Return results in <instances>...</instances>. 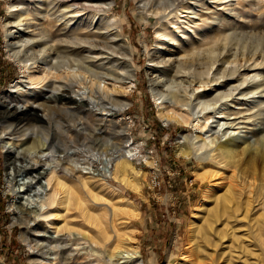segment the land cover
Instances as JSON below:
<instances>
[{
    "label": "rangeland",
    "instance_id": "rangeland-1",
    "mask_svg": "<svg viewBox=\"0 0 264 264\" xmlns=\"http://www.w3.org/2000/svg\"><path fill=\"white\" fill-rule=\"evenodd\" d=\"M257 2L261 0H188L186 6H195L194 9L173 10L168 15L169 21L152 16L146 22L140 18V0H114L113 11L122 21L123 38L127 39L132 46V63L137 68L135 86L126 95L130 103L120 116L129 121L131 126L127 135L138 148L136 155L132 157L133 165L130 173L123 181L111 175L106 181L89 177L90 186H83L75 180H72L74 182L68 181L69 185L72 183L70 186L72 193L68 199L66 197L64 203L60 202L61 205H56L54 209L55 213L66 215L64 222L68 224L67 228L56 232L55 227L48 224L45 217L38 216L39 220L43 219V225L27 231L25 224L17 221V216L21 213H28V211L35 214L33 210L37 208L35 205L39 201L35 193L47 189L45 177L38 175L37 171L43 172L54 165L51 156L53 153L37 151L38 148L32 146L33 140L30 139L27 142L18 140L17 145H13L0 134L1 264H127L131 262L125 260L128 254L124 251L126 249L136 252L133 259L137 264H264V208L259 206L249 213L247 219L243 218L244 214L241 210L221 211L218 218L214 216L210 242L206 245L201 242L204 248L201 251H190L192 230L196 224L203 222L206 216L205 204L208 203V207H213L214 194H223L231 180L228 175L231 169L226 166L225 162H220L219 158L214 159L207 155L223 133V129L219 130L221 126L218 122L226 119L235 121L233 126L226 129L236 133L234 136L239 144L238 149L244 145L246 135L251 142L254 141V144L257 139H264V129L259 131L257 117L248 118L260 109L259 98H262V95L240 96L236 92L234 96L226 100L227 102H219L213 98L219 92L227 91L237 80L231 78H220L219 80L218 75H215L218 72L215 66L213 73L207 79H203V81L208 80L205 86L198 79L186 73H180L171 78L174 72L170 74L171 76L160 75L152 68L153 65L158 68L169 67L175 61L183 59L184 48L191 47L194 40V45L201 46L204 39L210 37L209 41L213 43L216 36L221 35L225 29L220 25L221 23L233 22L239 26L238 30L240 28L257 30L260 26L263 27L264 14L262 18L260 14L264 11V2L262 8H256L254 4ZM13 9L18 11L20 8ZM13 16L15 17V14L10 13L6 0H0V95L10 90L21 76L19 64L8 54L9 44L19 45L17 38L27 40L28 34L34 29V27L28 29L22 26L16 27L13 23L6 25L14 20ZM38 18L41 19V17ZM39 19L28 17L24 22L35 24L41 21ZM161 24H164L170 36L177 39L175 42L159 43L157 29ZM10 33L16 38L9 36ZM218 43L219 47L222 46V41L219 40ZM222 48H220L221 60L218 63L220 68L223 67L222 60L233 59V53L236 51L231 45ZM229 48H231L230 51ZM24 52L26 50L23 49L21 53ZM151 58L155 59L154 61L164 60L166 63L155 64L150 61ZM260 61V54L247 63L244 59H239L242 65H254ZM93 63L89 65L97 69ZM104 65L110 66L108 63ZM245 67L241 68V73L248 74L249 79L253 78L255 73L264 72V65ZM100 68L98 69L101 70ZM153 87L161 88L165 92L180 90L183 87L198 88L196 91L200 92V98H195L192 103L197 104L196 111L201 127H194L191 123L163 121L158 114ZM15 101L17 100L9 101L11 106L22 108L23 103ZM28 103L37 107L32 100ZM221 103L222 105L219 106ZM262 105L264 106V103ZM182 108L180 109L184 110L186 106ZM220 109L224 110L225 115L218 113L222 111ZM38 112L41 113V111ZM228 113L231 115L228 116ZM183 133L188 134L191 140L194 139V135H201L206 139L209 148L201 163L218 171V177L213 178L212 181L203 182L195 177L194 171L199 167L200 161L194 157H184L177 152L178 139ZM228 135L229 133L220 139L225 140L229 137ZM24 148H28L30 156H40L41 161L35 167L36 172L33 170L28 174L26 170H19L18 175H14L11 162H16L18 165H21V162L15 159L16 156L13 154L18 155L16 151ZM72 148L75 150L73 151ZM7 149H10L13 154H7ZM70 151L74 159L69 161V164L74 167L76 173L81 172L92 176L94 172L101 170L103 173L108 172L107 166L102 163V160L106 158L105 155L87 150L85 153L88 156L85 157L83 150L80 151L76 147H70ZM34 176L39 179L38 182L33 178ZM238 187L235 191L241 204L240 209H242L247 192ZM75 194L79 198L82 197L80 199L84 200L86 206H89L87 208L93 215L103 220V226L110 236L107 240V248L91 246L80 238L81 234L77 231L88 230L96 234L97 229L94 223L85 222L82 209L77 207ZM125 200L131 201L135 205L134 208L130 207ZM108 206L117 208L114 216ZM50 219L52 221L53 216ZM30 222L32 221L30 220L29 224ZM116 234L120 237L118 238ZM23 235L27 237V240ZM60 236H63L61 244L58 241ZM118 240H122L124 249L111 256ZM57 244L60 245L56 247ZM61 246L66 249V262L57 255Z\"/></svg>",
    "mask_w": 264,
    "mask_h": 264
},
{
    "label": "bare ground",
    "instance_id": "bare-ground-1",
    "mask_svg": "<svg viewBox=\"0 0 264 264\" xmlns=\"http://www.w3.org/2000/svg\"><path fill=\"white\" fill-rule=\"evenodd\" d=\"M140 1V18L146 22L152 16L169 21L168 15L171 11H176L179 8L194 9L195 7H187L188 0ZM6 2L10 7V13L15 14L14 20L9 21L6 25L13 23L16 27L22 26L24 29L34 27V29L32 33L28 34L27 40L17 38L19 45L9 44L8 54L19 64L21 76L14 82L10 90L0 95V134L13 145H17L18 140L21 142L33 140L32 146H36L37 151L53 153L51 156L54 160V165L49 169L43 172L37 171L38 175L45 177L47 189L35 193L39 199L38 204L36 202L37 205H35L37 208L32 209L35 214H31L29 211L18 214L17 221L25 224V229L28 231L34 227H41L44 222L43 219L39 220L38 216H43L47 219L48 224H52L56 232H59L61 229H66L68 224L64 222L66 215L55 213L54 209L56 205L60 202L64 203L66 197L68 199V196L71 195L70 186L72 183L69 185L68 181L75 180L83 186H90L89 177L106 181L111 175L113 178L123 181L130 173L133 165L132 157L136 155L138 148L127 135L131 126L129 121L120 116L123 115L122 112L127 109L130 103L126 95L135 86L137 68L132 63L133 49L130 42L123 38L122 21L113 11L114 0H6ZM263 2L261 0L254 5L256 8H262ZM13 8L20 9L14 11ZM263 14L264 11H261L260 18L263 17ZM28 17L41 21L35 24L24 22ZM218 23L220 24V22ZM92 25H94L93 28H91ZM220 25L225 29L221 35L216 36L213 43L209 41L210 37L205 38L201 46L194 45V40L191 47L184 48L183 59L175 61L169 67L158 68L153 65L152 68L160 75H170L174 72L173 75L171 74V78L180 73H186L198 79L205 86L208 80L203 81V79H207L213 73L215 66L218 71L215 75H218L219 80L220 78H231L237 82L232 84L227 91L219 92L213 100L226 101L236 92L240 96L262 95V98H259L260 109L257 113L248 116L249 119L257 117L260 131L264 129V112H262L264 111L262 105L264 103V72L255 73L253 78L249 79L248 74L241 73V68L264 65V26H260L257 30L243 28L238 30L239 26L233 22ZM157 35L160 44L177 40L167 33L164 24L158 27ZM9 36L14 35L10 33ZM219 40L222 41L220 47ZM228 45L234 46L236 51L233 53V59L222 60L223 67L220 68L218 64L222 55L220 48L224 49ZM23 49L26 52L21 53ZM257 54L261 55L260 62L254 65L240 64V58L247 63L250 59H255ZM154 60L150 59L155 64L166 63L164 60ZM93 62L98 63L94 64ZM91 63L97 69L102 67L104 71L102 68L98 69L99 71L94 69L89 65ZM105 63L110 66L106 67ZM225 64L228 65L225 66ZM197 89L183 87L180 90L165 92L161 88L155 87L154 93L159 117L166 123L178 121L186 124L191 123L194 127H201L196 111L197 104L192 103L195 98H200V92L196 91ZM13 99L17 100L15 102L23 103L22 108L11 106L9 101H13ZM30 100L36 103L37 107L28 103ZM221 105L222 103L219 106ZM185 106L184 110L180 109ZM218 113L225 115L224 110ZM227 115L229 116L231 113ZM234 123V120L228 121V119L218 122V125L221 126L219 130L223 129V133L215 147L207 152V155L212 158H219L220 162H225L226 166L231 169L228 174L231 180L223 194H214L213 207H208V203L205 204L204 221L196 224L192 230L190 240L192 243L190 251L192 252L204 249L201 242L205 245L210 242L214 216L218 218L221 211L241 210L244 214L243 218L247 219L249 213L256 206L264 208V139H257L254 144V141L251 142V139L246 135L244 136V145L238 149L236 133L226 129L233 126ZM228 133V138L220 139ZM70 147L83 150L85 157L88 156L87 150L105 155L106 158L102 160V163L107 166L108 172L103 173L101 170L94 172L92 176L84 175L81 172L76 173L74 167L69 164V161L74 159L71 157ZM208 148L209 143L201 135H194V139L191 140L188 134L183 133L178 139V154L184 157H194L200 161V165L194 173L195 177L202 182L212 181L219 174L210 166L201 163ZM11 152L10 149H7V154H13ZM16 152L18 155L13 154V156L20 160L21 165L11 162L14 175L19 170H26L27 173H30L41 161L40 156H30L28 148ZM87 162L89 163V160ZM33 178L37 182L39 181L36 176ZM238 186L247 192L246 200L243 198L245 200L244 205L242 204L243 210L240 209L241 204L235 191ZM90 193L92 194V192ZM76 195L77 207L82 209L85 222L94 223L97 229L96 234H92L88 230L77 231L81 234L80 238L91 246L107 248V240L110 236L103 226V220L101 221V217L93 215L87 208L89 206H86L84 200H81L82 197L80 199ZM125 202L134 208L135 205L131 201L125 200ZM108 207L114 216L117 213V208L115 206ZM123 213L127 212L123 211ZM52 216L51 221L50 217ZM30 220L32 222L29 224ZM116 235L118 238L120 237L119 234ZM62 238L63 236H60L59 240L57 239L60 244ZM59 245L57 244L56 247ZM59 249L57 255L66 262V249H63L62 246ZM123 249L122 240H118L110 255L112 256ZM124 251L128 253L125 260L131 262L127 264H137L133 259L136 252L128 249Z\"/></svg>",
    "mask_w": 264,
    "mask_h": 264
}]
</instances>
